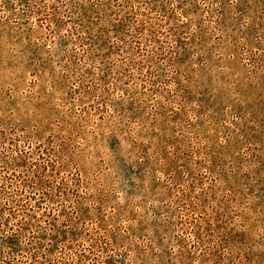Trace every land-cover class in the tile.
Masks as SVG:
<instances>
[{
  "label": "rangeland",
  "instance_id": "374dc122",
  "mask_svg": "<svg viewBox=\"0 0 264 264\" xmlns=\"http://www.w3.org/2000/svg\"><path fill=\"white\" fill-rule=\"evenodd\" d=\"M0 264H264V0H0Z\"/></svg>",
  "mask_w": 264,
  "mask_h": 264
}]
</instances>
